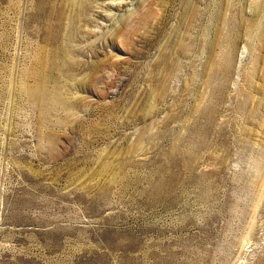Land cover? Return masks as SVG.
Masks as SVG:
<instances>
[{"label": "rangeland", "instance_id": "374dc122", "mask_svg": "<svg viewBox=\"0 0 264 264\" xmlns=\"http://www.w3.org/2000/svg\"><path fill=\"white\" fill-rule=\"evenodd\" d=\"M0 264H264V0H0Z\"/></svg>", "mask_w": 264, "mask_h": 264}, {"label": "bare ground", "instance_id": "6f19581e", "mask_svg": "<svg viewBox=\"0 0 264 264\" xmlns=\"http://www.w3.org/2000/svg\"><path fill=\"white\" fill-rule=\"evenodd\" d=\"M69 60V59H68ZM57 62V61H56ZM53 63V66H57L58 64ZM67 66H71L70 62H66ZM60 67V66H59ZM62 68V67H60ZM54 69V68H53ZM60 71V70H59ZM41 82L44 83V81L47 80L46 76L41 75L40 76ZM40 84V83H39ZM29 93L32 95V97L39 103H47L49 106H54L55 104L59 105L62 101V98L58 94H51L48 92L43 85H39L38 88L32 89L29 91ZM60 101V103H59ZM58 102V103H57ZM51 108V107H50Z\"/></svg>", "mask_w": 264, "mask_h": 264}]
</instances>
